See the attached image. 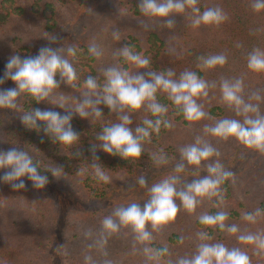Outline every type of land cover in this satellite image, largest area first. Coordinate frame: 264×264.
Here are the masks:
<instances>
[{"label": "trees", "instance_id": "1", "mask_svg": "<svg viewBox=\"0 0 264 264\" xmlns=\"http://www.w3.org/2000/svg\"><path fill=\"white\" fill-rule=\"evenodd\" d=\"M254 3L195 0L194 4L186 3L183 12L161 18L145 16L140 0H0V75L11 55L35 56L43 46L59 48L62 55L73 47L75 55L67 58L77 73L71 85L61 81L45 101L37 103L25 92L17 98V109L0 108V149L24 148L41 171L62 165L60 179L49 174L50 182L43 189L33 188L26 178L23 190L0 183V264H176L179 258L194 255L201 243L239 248L247 253L250 264H264V249L238 239L240 235H264V152L245 146L235 137L221 138L206 131V126L222 119L242 122L245 115H256L238 114L235 105L224 101L221 84L225 80L241 79L239 95L245 103L258 105L264 114V71L248 67L250 53L264 52V8L256 10ZM193 8L201 13L219 8L226 19L194 26L192 21L199 13ZM166 19L174 24L167 26ZM93 44L100 51L99 57L88 51ZM124 46L149 58L147 68H138L120 55ZM210 55H223L226 62L205 67L201 58ZM108 67L143 73L146 79L150 71L166 74L171 69L176 74L173 79L185 71L195 72L209 85L207 96L194 98L206 116L198 121L185 119L182 106L158 90L156 100L167 108L159 117V132H151L150 138L141 142L143 152L138 158L110 155L100 149L96 136L104 126L118 123V114L103 104L98 105L103 111L99 118L91 113L81 118L74 113L84 98L85 79L91 75L102 86ZM14 86L13 81L6 80L0 88ZM61 96L65 97L64 108L54 104ZM33 108L72 112L71 124L79 133L78 140L63 145L44 136L42 130L38 133L24 126L20 115ZM124 111L131 116L129 127L133 130L143 126L145 119H157L143 106ZM163 121L171 126L165 127ZM197 138L210 144L218 155L200 165H189L181 160L179 150ZM93 145L99 160L91 151ZM161 156L166 162H160ZM216 160L232 173L218 186L219 195L197 197L199 202L191 212L176 198L179 211L174 220L156 228L146 224L150 240L137 241L130 226L110 234L103 229V219L115 208L130 203L143 207L153 184L178 175L177 188L181 190L208 175L207 164ZM178 163L185 164L180 173L174 171ZM93 164H99L110 177L108 183L96 178ZM140 176L146 178L145 186L137 183ZM220 211L227 213L224 224L236 225L238 232L199 223L200 216ZM245 213L255 219L246 220ZM199 233H206L208 239L202 240ZM145 247L164 251L149 259ZM85 257L91 259L86 261Z\"/></svg>", "mask_w": 264, "mask_h": 264}, {"label": "clouds", "instance_id": "2", "mask_svg": "<svg viewBox=\"0 0 264 264\" xmlns=\"http://www.w3.org/2000/svg\"><path fill=\"white\" fill-rule=\"evenodd\" d=\"M186 3H195V0H140V11L149 17L168 18L173 13L183 12ZM254 9L264 8V0H255ZM193 12L199 13L192 23L198 26L204 24H218L226 19L219 8H207L202 13L198 8ZM165 24L171 27L172 19H166ZM116 39L119 36L114 33ZM51 39H55L52 37ZM88 51L99 57L100 51L95 44L90 45ZM62 50L48 46L41 47L35 56L21 57L19 54L11 55L6 64L3 75H0V85L6 80L14 82L11 88H0V108L17 109V98L22 93H28L37 103L45 101L54 89L60 87L61 81L71 85L77 79V73L68 56L75 55V49L68 47L67 55L61 54ZM127 61L132 62L138 68H147L149 58L134 53L129 47L120 49ZM205 67L223 65L226 57L223 55H210L201 58ZM248 67L253 71H264V52L253 51L248 57ZM59 74V80L57 79ZM105 83L100 86L96 79L89 75L85 81L83 99L74 108V113L81 118H88L90 113L99 118L103 111L98 105H105L109 111L118 114L119 122L104 126L97 134L100 141V149L110 155H119L121 158H138L142 155V141L150 138L151 132H159L161 126V114L167 108L156 100L158 90L167 92L174 104L182 106L185 119L198 121L206 116L201 105L194 99L197 96L208 95V83L198 77L195 72L185 71L178 79H173L176 74L173 70H167L166 74L148 72V79L143 73L132 74L129 71L117 67H108L103 72ZM243 81L236 79L234 82L227 80L221 84L222 98L230 105H235L237 113H255V117L245 115L243 121L236 119H222L214 126H206V131L221 138L235 137L239 142L249 148L264 152V114H260L258 105L245 103L239 95L242 91ZM95 97L92 99L91 97ZM65 97L61 96L54 104L64 108ZM259 99V97H257ZM146 107L157 119H145L143 126L138 125L134 130L129 127L132 124L131 116L125 112ZM90 110V111H89ZM72 112L61 113L52 109L33 108L31 111L20 115L21 123L29 129H35L38 133L42 130L44 136L54 142L63 145H72L79 138V133L72 127ZM43 122V123H40ZM165 127H170V122L163 121ZM43 142V138L41 139ZM97 160L96 146L91 148ZM182 161L189 165H200L214 154L216 149L210 144L202 143L199 138L196 142L186 145L180 150ZM160 162H166L161 156ZM95 176L98 180L108 183L110 177L102 170L99 164H93ZM185 164L178 163L174 169L176 173L184 170ZM208 175L193 180L178 190V175H172L153 184L149 188V199L141 207L138 203H130L127 206H119L113 213L106 216L102 221L103 229L110 233L117 232L121 226H130L135 233V239L140 242L152 238L146 229V224L151 223L153 228L174 220L179 206L176 198L181 202L184 209L191 212L198 204L197 197L218 196L219 185L232 173L225 170L219 160L210 162L206 166ZM62 165L48 167L41 171L37 162L27 150L21 147L0 149V183L8 184L13 190L26 188L25 179L31 181L35 189H43L49 182V174L55 179H60ZM140 186H145L147 181L144 176L137 180ZM258 214V210H257ZM227 213L220 211L215 215L204 214L199 217L202 225H218L221 229L226 228L229 233L238 232L236 225L226 226L224 221ZM244 218L253 221L255 216L245 213ZM202 240L208 239L206 233L198 234ZM238 239L249 243H255L258 248L264 249V235L247 234L240 235ZM149 259L159 256L164 250L143 249ZM85 257V260H90ZM176 264H250V258L246 252L239 248H228L222 243H201L194 255L181 257Z\"/></svg>", "mask_w": 264, "mask_h": 264}]
</instances>
